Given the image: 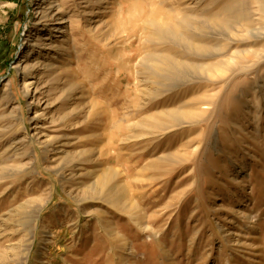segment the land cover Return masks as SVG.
Segmentation results:
<instances>
[{
  "label": "rangeland",
  "instance_id": "rangeland-1",
  "mask_svg": "<svg viewBox=\"0 0 264 264\" xmlns=\"http://www.w3.org/2000/svg\"><path fill=\"white\" fill-rule=\"evenodd\" d=\"M232 1L0 0V264H264V37L150 70L196 59L155 23Z\"/></svg>",
  "mask_w": 264,
  "mask_h": 264
},
{
  "label": "bare ground",
  "instance_id": "bare-ground-1",
  "mask_svg": "<svg viewBox=\"0 0 264 264\" xmlns=\"http://www.w3.org/2000/svg\"><path fill=\"white\" fill-rule=\"evenodd\" d=\"M253 2L257 3V7H254ZM220 4L222 3L220 2ZM202 10L203 11L201 12L205 13L208 12L209 8L204 7ZM175 14L177 13L175 12ZM154 27L160 35L167 38V40L169 39L171 42L179 45L180 48H182V53L191 55L193 56V58L212 59L218 56H224L226 58H223L222 60L211 65H207L198 62L199 60L195 61L196 59H183L180 54H177V52L174 50L176 52L175 54L158 55L155 59L152 60V63L150 65V70L152 71V73L155 74V76L157 75L160 77L170 75L175 78H191V80L196 79L198 81H204L203 83H210L211 79L207 74H209L211 70H218L220 73H225L226 71L232 70L233 73L234 71H236V69L234 70L235 67L244 66L243 62L252 57L250 54L251 52H245L246 54L242 55V52L240 51H234L231 55L228 56V51L230 49L231 43L229 44L228 42H215L213 41L214 37L211 38L210 35L212 33H216L217 35L219 34L222 37L232 35L231 33H234L235 35L236 32L232 31L234 28H236L237 32L238 29H242L241 31L244 30L245 35H243L242 38L259 39L260 37H264V6L261 0H233L230 3H226L220 6L215 12H209L206 16H200L192 12L191 14L183 15L181 17L179 16L176 19V24L174 26L155 23ZM37 33L38 31H34L28 39L29 47L33 45L34 40L37 37ZM261 57L263 56L259 55L257 59H260ZM39 62H42V60H39ZM31 83V81H28L26 83V87L28 89L30 88L29 85ZM215 98V96L211 95L207 104L211 105L214 102ZM238 112L240 113L241 110H239ZM185 113L186 112L181 113L180 111L171 110L168 111L165 115L169 118V121L171 123H175L176 121L180 120L182 116L188 114ZM39 115L40 114H36L35 116L38 117ZM232 125L239 126L240 123L237 119H234ZM243 191L244 190H242V192ZM36 217L37 216L34 214L32 216V219H36ZM29 250L30 241L23 245L24 253H27Z\"/></svg>",
  "mask_w": 264,
  "mask_h": 264
}]
</instances>
